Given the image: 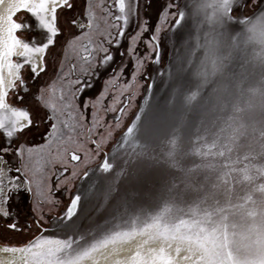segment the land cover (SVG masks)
I'll return each mask as SVG.
<instances>
[{
  "label": "snow or ice",
  "instance_id": "obj_1",
  "mask_svg": "<svg viewBox=\"0 0 264 264\" xmlns=\"http://www.w3.org/2000/svg\"><path fill=\"white\" fill-rule=\"evenodd\" d=\"M261 4L264 0H187L181 8L180 0H166L160 19L170 24L168 31L181 38L190 28L185 42L191 41L193 47L184 61L173 63L174 71L161 70L157 75L186 81L177 94L185 111L191 108L197 116L190 129L178 124L162 132L151 107L131 114L128 111L132 99L129 90L134 87L131 82L138 77L151 81L146 63L160 64L166 55L162 26L138 19L139 0H114L103 7V30L96 24V9L101 6L86 0L81 16L69 21L80 33L68 44L80 42L77 56L81 63H72L71 70L62 73L66 87L56 101L48 98L49 88L38 89L32 106L25 100L32 95L28 81L47 71L46 54L62 34L59 17L75 5L73 0H0V136L4 140L0 143V165L7 163V155L16 156L21 164L7 171L0 166V217L11 216L10 201L15 192H32L30 162L38 151L45 164L64 163L61 175L69 172L70 162L87 165V160L82 161L80 154L69 152L67 147L68 161H62L59 152L51 159L48 156L52 144L65 142L64 129L75 131L61 117L71 118L76 111L73 100L88 86L87 78L95 74L93 64L98 58L97 67L112 73L110 82L118 86L119 81H125L123 91L128 92L127 104L112 93L107 109L118 113L115 127L121 130V140L116 148L122 156L105 155L98 165L99 172L111 174L96 207L104 215L103 224L77 230L82 195L71 194L55 226L62 235L46 234L40 217L35 221L39 234L23 244L0 245V251L12 254L0 264H264V8L252 16L235 14ZM22 12L30 14L33 23L21 20ZM133 19L138 21V30L128 37L132 68L126 77L127 64L112 67L110 47L119 48ZM235 26L239 31L233 30ZM205 27L207 31H203ZM37 29L41 31L34 36L23 35ZM93 33L101 39H93ZM145 34L147 39H143ZM141 42L146 47L143 55L138 50ZM257 44L259 52L253 51ZM241 57L246 64L237 72L232 65ZM209 85L211 94L204 92ZM10 94L19 105L8 102ZM101 97L109 98L105 92ZM81 103L84 108L93 106ZM117 103L119 108L113 106ZM41 111L43 117L39 116ZM41 119L50 122L45 134L47 147L16 143ZM93 119L104 127L102 118ZM111 136L109 130L99 142L92 141L95 152L91 160L101 157ZM146 167L160 172L154 193L139 186L146 179ZM11 172L16 175L10 177ZM82 174L89 176L88 171ZM77 175L71 172L72 177ZM122 181H131L123 191ZM153 196L155 203L150 209L141 206L137 210L140 201ZM7 227L22 230L15 222ZM138 237L142 239L136 242ZM130 244L134 246L125 248ZM123 251L128 255L112 259Z\"/></svg>",
  "mask_w": 264,
  "mask_h": 264
}]
</instances>
